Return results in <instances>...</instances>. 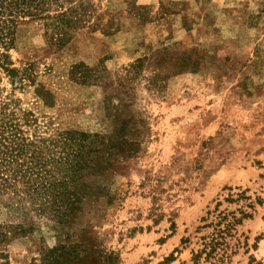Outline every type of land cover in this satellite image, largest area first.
<instances>
[{"label":"rangeland","instance_id":"rangeland-1","mask_svg":"<svg viewBox=\"0 0 264 264\" xmlns=\"http://www.w3.org/2000/svg\"><path fill=\"white\" fill-rule=\"evenodd\" d=\"M29 6L0 38V121L54 170L51 139L78 132L75 176L46 174L77 203L61 220L0 193V264L61 244L92 264H264V0Z\"/></svg>","mask_w":264,"mask_h":264},{"label":"trees","instance_id":"trees-1","mask_svg":"<svg viewBox=\"0 0 264 264\" xmlns=\"http://www.w3.org/2000/svg\"><path fill=\"white\" fill-rule=\"evenodd\" d=\"M32 0H0V38L3 42H11L13 31L10 28L15 22L12 15L19 12L34 15L29 4ZM13 77V82L22 84L23 77L17 78L18 70L1 65ZM86 65L79 64L74 67V73L80 74L81 80L86 82L87 76L84 75ZM19 79V80H17ZM75 131H67L61 136V139H51L54 147L64 146V153L56 160L55 170L47 169L42 164L39 155L33 150L31 162L23 159L28 154L27 148L33 143L25 142L21 136L22 131L19 127L9 120L0 121V193L11 191L14 196L22 197L24 194L33 196L39 206L40 211L49 209L57 218L63 220L74 210L77 203V197L72 191L62 188L56 177H50L46 174H52L53 171H59L64 176H75L74 171L81 167V164L74 163V158L66 150L67 145L77 140ZM81 133V136H86ZM34 155V156H33ZM30 162V163H29ZM54 176V175H52ZM25 232V231H24ZM23 232V233H24ZM8 233H3L2 239H6ZM85 249L79 244L53 247L48 250L40 264H92L87 261L93 255L99 258L94 252L83 254ZM93 259V261L96 260ZM104 264H117L119 257L114 255L102 256Z\"/></svg>","mask_w":264,"mask_h":264}]
</instances>
